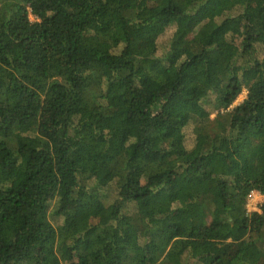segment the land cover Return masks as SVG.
Returning a JSON list of instances; mask_svg holds the SVG:
<instances>
[{"label": "trees", "instance_id": "1", "mask_svg": "<svg viewBox=\"0 0 264 264\" xmlns=\"http://www.w3.org/2000/svg\"><path fill=\"white\" fill-rule=\"evenodd\" d=\"M253 191L264 0H0V264H256Z\"/></svg>", "mask_w": 264, "mask_h": 264}, {"label": "rangeland", "instance_id": "2", "mask_svg": "<svg viewBox=\"0 0 264 264\" xmlns=\"http://www.w3.org/2000/svg\"><path fill=\"white\" fill-rule=\"evenodd\" d=\"M31 19H34L33 15H31ZM246 95H247V90L244 89L243 92L237 98V100L234 102V105L242 102L245 99ZM214 115L215 114H213V116ZM263 200H264V196L261 195L259 192L254 191V193L252 194V196H250L248 200V205H247L248 210L249 211L259 210V205L263 202ZM256 264H264V256L260 257L256 261Z\"/></svg>", "mask_w": 264, "mask_h": 264}, {"label": "built area", "instance_id": "3", "mask_svg": "<svg viewBox=\"0 0 264 264\" xmlns=\"http://www.w3.org/2000/svg\"><path fill=\"white\" fill-rule=\"evenodd\" d=\"M253 193H254V191L251 193V196H252Z\"/></svg>", "mask_w": 264, "mask_h": 264}]
</instances>
